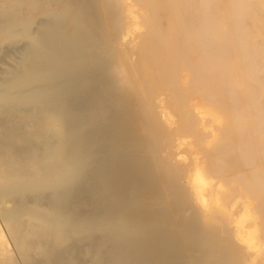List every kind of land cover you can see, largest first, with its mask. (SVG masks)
I'll use <instances>...</instances> for the list:
<instances>
[{
	"label": "bare ground",
	"instance_id": "6f19581e",
	"mask_svg": "<svg viewBox=\"0 0 264 264\" xmlns=\"http://www.w3.org/2000/svg\"><path fill=\"white\" fill-rule=\"evenodd\" d=\"M136 1L0 0V264H264V0Z\"/></svg>",
	"mask_w": 264,
	"mask_h": 264
},
{
	"label": "rangeland",
	"instance_id": "374dc122",
	"mask_svg": "<svg viewBox=\"0 0 264 264\" xmlns=\"http://www.w3.org/2000/svg\"><path fill=\"white\" fill-rule=\"evenodd\" d=\"M83 1H84V0H83ZM85 1H87V0H85ZM90 1H91V0H90ZM135 1H136V0H131V1H130V0H123L124 4H123L122 7H121L122 11H123L125 14L127 13V16H128V15L130 16V13H128V9H132V10L134 11V13L131 14V20H132V21L135 20L134 15H136L135 13L138 12V11L140 10L139 8H143V5L140 3V1H139V4L135 3ZM125 2H126V3H125ZM127 2H128V3H127ZM136 2H137V1H136ZM89 3H91V2H89ZM134 3H135V4H134ZM77 5H79V3H77ZM138 7H139V8H138ZM89 8L91 9V7H89ZM90 9H88L87 11L85 10V11L88 13V15H89V14L91 15V14L93 13V10L91 11ZM92 9H93V8H92ZM89 10H90V11H89ZM136 10H137V11H136ZM158 11H160V10H157V13H158ZM89 12H90V13H89ZM157 13L155 12V13H154L155 16H152V17L159 18V17L161 16V12L158 13V15L160 14L159 17H157ZM143 19H144V18H142V20L140 19V20H139V23H138V26H139V29H140V30H138V26H136V27H137V31H141V29H142V30L144 29V30H143L144 33H143V31H142V32L139 34V37H140V35H141L142 33L145 35V32L147 31V29H145V28H146L147 25H148V20H147V19H144V20H143ZM156 20H157V19H156ZM159 20H161V18H160ZM159 20H158V22H160ZM142 21L145 22V23H143ZM139 24H140V25H139ZM133 25H134V26H133ZM133 27H135V24H132V28H133ZM75 28H76V26H72L71 29H70V32H71V33H73V32L75 33V32H76V30H74ZM142 36H143V35H142ZM139 40H140V38H139ZM157 45H158V44H156V45L154 44V45H153V49H160V48H158V46L160 47V45H158V46H157ZM154 46H155V47L157 46V47L154 48ZM160 50H161V49H160ZM158 51H159V50H158ZM165 52H166V53H164V50H162L161 55L163 56V54H165V56H164L165 58H166L167 56L169 57V56H170V53H167L166 50H165ZM161 55L159 54L158 57H157V58H159V60H158V59H157V60H158V62H160V63H161V61L163 62V60H165V58L161 57ZM168 57H167V58H168ZM171 57H172V54H171ZM173 57H176V58H175V59L172 58V61H171V62H173V60H175V63H176V62L181 63V62L183 61V60H181V61L179 60V61H180V62H179L178 60H176V59H179V52H178V51L176 52V54L174 53ZM161 58H163V59H161ZM160 59H161V60H160ZM170 60H171V59H170ZM166 62H167V60H166L165 62L161 63V64H164V63H165L164 65H166ZM182 64H183V63H182ZM164 65H163V66H164ZM169 65H171V64H169ZM163 66L160 65V67H162L163 69H166V68H164L165 66H164V67H163ZM169 72H170V69H169ZM185 79H187V77H185ZM160 82H161V80H160ZM158 83H159V81H158ZM161 83H162V82H161ZM162 84H163V83H162ZM163 85H164V84H163ZM163 85H161V87H162ZM104 86H105V88H104ZM104 86H103V89H104V90H106V89H107V90H110L111 87H112L111 84H110V86L107 85V84L104 85ZM107 86H108L109 88H106ZM161 87H160V88H161ZM162 88H163V87H162ZM163 89H164V88H163ZM180 89H181V88H178V90H180ZM107 90H106V91H107ZM176 90H177V89H176ZM178 90H177V91H178ZM182 90H183V89H182ZM182 90H181L179 93L182 94V93L184 92V90H183V91H182ZM187 90H189V89H187ZM187 90H186V92H187ZM173 92H174V91H172V92L169 93L170 95H168V96H170V98H172L175 94H177V93H175L176 91L174 92L175 94H174ZM171 93H172L173 96L171 95ZM187 93H188V92H187ZM189 93L191 94V91H189ZM189 93H188V95H189ZM185 94H186V93H183V95H181L182 97L179 96L180 94H177L176 96H179L178 98H183ZM188 95H187V96H188ZM191 95H193V96H191ZM191 95H189L190 97L188 96V98H191V99H190L191 104H192L193 106L195 105L196 107H198V108H196V109H198V110H203V106H204V102H205V101L202 100L201 98H199L195 93H192ZM171 96H172V97H171ZM185 96H186V95H185ZM194 96H196V97H194ZM178 98L175 97V100H177ZM173 99H174V98H173ZM173 99H172V100H173ZM175 100H174V101H175ZM180 100H182V99H178V101H180ZM167 101H168V100H167ZM178 101H177V102H178ZM172 102H173V101H172ZM175 102H176V101H175ZM175 102H173V103H172L173 105L170 106V107H172V108H170L169 105H168V107L172 110V112H173V108L175 107ZM177 102H176V103H177ZM194 102H195V103H194ZM198 102H199V103H198ZM170 103H171V100H170ZM221 105H222V106H221ZM221 105H219L217 108H215V113H216V114H220V113H221V114H224V112L227 111V110H226V108H227L226 105H224V104H221ZM223 105H224V106H223ZM173 106H174V107H173ZM223 107H224V108H223ZM223 109H224V110H223ZM191 118H192V120H193L194 122H193L192 120L189 119V121H190V122H189V127H190V129H191L192 127H194V128H195V131H196V126H198V125H196V123L198 124V123H199V120H198L196 117L194 118V116L191 117ZM174 119H175V118H174ZM192 123L195 124V126L192 125ZM190 124H191L192 126H190ZM198 127H199V126H198ZM198 127H197V128H198ZM190 129H188L187 132H188L189 134H191V136H192V133H193V132H194V134H196L195 131H193L194 129H191V130H190ZM219 129H220V130H219ZM219 129H218L219 131H216V132H215V134H214L215 137H214V136L206 137V135H205L204 133H201V134H200V132H199V134L201 135V139L204 140L203 143H202V146L207 150V151H206V150L202 147L201 149H203V150H201L200 153L203 152V151H204V152H207V153H208V151H209V153H210V151L212 150V147H210V146H211L212 144H214L215 142H217V140L220 139V137H221V135H222L221 133L224 132V128H219ZM189 131H190V132H189ZM197 131H198V130H197ZM197 131H196V132H197ZM220 131H221V132H220ZM226 131H228V129H225V132H226ZM191 132H192V133H191ZM216 133H217V134H216ZM199 134H198V135H199ZM204 135H205V136H204ZM191 136H187V137H186V139H187L188 142L192 141L193 138H191ZM193 136H194V135H193ZM202 136H204V138H202ZM189 137H190L191 139H190ZM195 138H198V137H195ZM212 138H215V139H212ZM205 140H206V141H205ZM213 140H214V141H213ZM211 141H212V143H211ZM204 142H205V143H204ZM207 142H208V144H207ZM209 142H210V143H209ZM206 144H207V145H206ZM212 146H213V145H212ZM204 152H203V153H204ZM207 153H206V154H205V153H204V154L201 153V155H202V161H203V162H202V168H203V170L205 171L204 173H205V177H206V179H208V178H209V179H210V178H214L213 180H215V175L217 174L218 177H216V181H218L219 176H221L220 178L222 179L223 184H225V183H227L228 181H230L229 179H228V181H227V178H222V174H221V173H219V174H218V173H213V172H210L209 169H206L207 167L209 168V163H210V161H211V160H210L211 157L208 158V156H211V153H210V154L208 153V156L206 157L207 159L205 158V156L207 155ZM204 155H205V156H204ZM185 157H186V156L184 155V158H185ZM204 158L206 159V161H207L208 163H207L206 161H204V160H205ZM205 162H206V163H205ZM204 163L206 164V166L204 165V167H203V164H204ZM131 168H132V166H131ZM157 169H158V168H157ZM205 169H206L207 171H206ZM157 171H158V170L154 171V173L156 172L155 174H158ZM177 173H178V171H177ZM212 173H213L214 176H213V175H210V174H212ZM226 173H227V172H226ZM208 174H209L210 176H209ZM230 177H231V176H230ZM233 178H234V177L232 176V179H233ZM209 179H208V180H209ZM174 180H175V178H174ZM211 180H212V179H211ZM225 180H226V181H225ZM175 182H176V180H175ZM217 183H220V182L218 181ZM161 184L163 185L164 183H161ZM165 185H166V186L169 185L167 188L170 187L169 189H171L172 186L170 185V183H169V182H168V183H165L163 186L160 185L161 187H163V188L165 189V191H170V190H167V189H166V186H165ZM202 185H203V186H202V189H203V188L207 187L208 182H204V183H202ZM205 185H206V186H205ZM163 188H162V189H163ZM227 188H228V187H227ZM164 189H163V190H164ZM171 190H173V189H171ZM181 191H182V190H179L178 192L181 193ZM222 191H223V193H221L222 195L219 194V195H217V197L219 198L220 201H222V202H221V203H222V204H221V208H223V211L226 210V211H224V212L227 213V209H226L227 205H226V204L230 202V199L228 198V194H224V192L226 193L228 190H222ZM225 195H226V196H225ZM250 195H251V194H250ZM222 196H223V197H222ZM251 196H252V195H251ZM251 196H250V197H251ZM220 197H221V198H220ZM250 197H245V198L243 199L244 204H245V205L247 206V208H249V209L254 208V209L252 210V212H253V219H254V220H258V218H259V214H257V213H258V210H257V207H256V206H259V197L256 196V197H257V198L255 197L256 199L254 198V195H253V198H250ZM247 198H248V199H247ZM249 198H250L251 201L249 200ZM174 199L176 200V198H174ZM222 199H223V200H222ZM228 199H229V200H228ZM253 199H255V200H253ZM254 201H255V202H254ZM257 201H258V202H257ZM253 202H254V205L252 206L251 203L253 204ZM218 203H220V202L218 201ZM230 203H231V202H230ZM257 203H258V204H257ZM224 205H225L226 207H225ZM251 206H252V207H251ZM227 208H228V212H231V211H232V210H231V209H232L231 206H230V207H227ZM258 208H259V207H258ZM221 210H222V209H221ZM219 211H220V209H219ZM219 211H217V212H219ZM217 212H216V214L219 215L220 213L218 214ZM220 212H221V211H220ZM224 212H222V213H224ZM254 216H255V217H254Z\"/></svg>",
	"mask_w": 264,
	"mask_h": 264
}]
</instances>
